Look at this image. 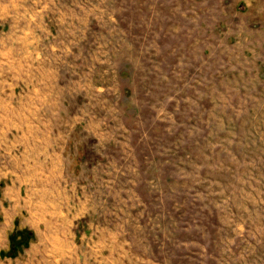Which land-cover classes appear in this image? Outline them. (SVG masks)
Here are the masks:
<instances>
[{
	"label": "rangeland",
	"instance_id": "rangeland-1",
	"mask_svg": "<svg viewBox=\"0 0 264 264\" xmlns=\"http://www.w3.org/2000/svg\"><path fill=\"white\" fill-rule=\"evenodd\" d=\"M235 11L0 0V168L37 208L27 264H264V56Z\"/></svg>",
	"mask_w": 264,
	"mask_h": 264
},
{
	"label": "crops",
	"instance_id": "crops-1",
	"mask_svg": "<svg viewBox=\"0 0 264 264\" xmlns=\"http://www.w3.org/2000/svg\"><path fill=\"white\" fill-rule=\"evenodd\" d=\"M222 1H228L231 7L236 8L232 17H240L235 24L240 44L264 56V0ZM230 22L234 23L233 20ZM9 102L14 101L0 95V107ZM5 170L0 168V264H27L33 258L37 242L32 215V210L37 208L23 186L24 179L13 167Z\"/></svg>",
	"mask_w": 264,
	"mask_h": 264
}]
</instances>
